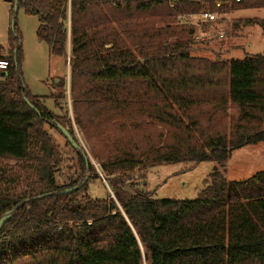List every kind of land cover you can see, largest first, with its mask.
I'll return each mask as SVG.
<instances>
[{"label":"trees","instance_id":"obj_1","mask_svg":"<svg viewBox=\"0 0 264 264\" xmlns=\"http://www.w3.org/2000/svg\"><path fill=\"white\" fill-rule=\"evenodd\" d=\"M15 1L8 52L0 44L10 61L0 70V220L11 211L0 264H264V170L243 181L226 176L233 150L264 142V53L196 56L198 27L178 17L264 8V0H17L69 66L51 98L60 111V100L69 102L72 118L24 82ZM53 129L76 159L64 181ZM93 160L114 196L88 194L101 179ZM205 161L217 165L195 199L155 198L129 181L136 169Z\"/></svg>","mask_w":264,"mask_h":264},{"label":"rangeland","instance_id":"obj_2","mask_svg":"<svg viewBox=\"0 0 264 264\" xmlns=\"http://www.w3.org/2000/svg\"><path fill=\"white\" fill-rule=\"evenodd\" d=\"M12 2L0 0V44L5 51L9 45V34L12 27ZM17 28L22 35V72L26 86L36 96L47 97L46 105L51 110L64 113L69 110L73 117L70 103L60 100L62 110L55 107L54 99L51 98L55 92L54 84L60 83L61 78L69 81V66L61 57L54 56L50 52L49 45L39 40L37 32L39 20L36 16L27 14L22 8L16 15ZM211 24V25H210ZM202 24L198 32L207 35L204 41L194 39L193 54L200 57H221L230 60L232 58H243L246 54L264 53V8H251L244 10H230L221 16L216 22ZM205 26V30H204ZM59 80V82H57ZM60 90L55 93L58 94ZM232 111L231 113H233ZM75 133L82 146L87 149V139L83 132L74 124ZM63 153V163L58 177L64 181L70 172L71 166L75 165V155L66 143L62 135L56 130H51ZM117 135V127H111L104 135V142L110 143L112 137ZM88 150V149H87ZM95 163L101 179L92 180L89 184L88 194L93 198L104 199L108 193L114 196L105 174ZM6 166V164H3ZM217 164L205 161L199 164L176 163L161 165L152 169H136L129 173V181L134 187L143 191L153 193L155 198L172 199H195L204 186V180ZM14 172L22 174L23 168L20 164L9 162ZM264 170V142L248 144L233 150L226 166V176L229 182L243 181L259 171ZM4 187L6 182L0 179Z\"/></svg>","mask_w":264,"mask_h":264},{"label":"built area","instance_id":"obj_3","mask_svg":"<svg viewBox=\"0 0 264 264\" xmlns=\"http://www.w3.org/2000/svg\"><path fill=\"white\" fill-rule=\"evenodd\" d=\"M177 0H169V4L171 7H174V4ZM197 1H205V0H197ZM214 2L217 7L222 6H232L233 3L241 2L242 0H210ZM179 19L184 22H188L194 25H197L199 29L203 26V23H212L216 22L221 15L218 12H213L209 10H204L200 13H181L178 15ZM208 38L205 34L203 35L201 32L196 33L195 39L204 41ZM10 65V61L7 57L0 58V70H6Z\"/></svg>","mask_w":264,"mask_h":264},{"label":"water","instance_id":"obj_4","mask_svg":"<svg viewBox=\"0 0 264 264\" xmlns=\"http://www.w3.org/2000/svg\"><path fill=\"white\" fill-rule=\"evenodd\" d=\"M17 9H18V1L16 0L15 1V11L17 12ZM14 27V23L12 25ZM59 82V80L57 81ZM60 130L64 133V135L67 137V139L72 143V145L74 147H79V144L77 143V141L75 140V138L72 136V134L67 130L65 129L64 127L62 126H59ZM77 187H73V188H70V189H66L64 191H62L63 193H70L72 191H74ZM11 217V211L8 212L4 217L1 218L0 220V229L2 228V226L4 225V223Z\"/></svg>","mask_w":264,"mask_h":264},{"label":"crops","instance_id":"obj_5","mask_svg":"<svg viewBox=\"0 0 264 264\" xmlns=\"http://www.w3.org/2000/svg\"><path fill=\"white\" fill-rule=\"evenodd\" d=\"M9 1H11V0H9Z\"/></svg>","mask_w":264,"mask_h":264}]
</instances>
